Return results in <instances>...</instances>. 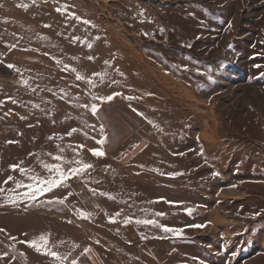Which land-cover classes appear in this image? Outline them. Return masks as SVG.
Wrapping results in <instances>:
<instances>
[{
  "label": "rangeland",
  "instance_id": "rangeland-1",
  "mask_svg": "<svg viewBox=\"0 0 264 264\" xmlns=\"http://www.w3.org/2000/svg\"><path fill=\"white\" fill-rule=\"evenodd\" d=\"M55 155L93 167L0 197V264H264V0H0V186Z\"/></svg>",
  "mask_w": 264,
  "mask_h": 264
},
{
  "label": "snow or ice",
  "instance_id": "snow-or-ice-1",
  "mask_svg": "<svg viewBox=\"0 0 264 264\" xmlns=\"http://www.w3.org/2000/svg\"><path fill=\"white\" fill-rule=\"evenodd\" d=\"M26 7V5L24 6ZM60 11V9H57ZM75 19L79 20L80 17H75ZM84 24L90 23L87 20L83 21ZM9 67H12L9 65ZM257 67H260L257 65ZM74 71V69H73ZM77 79H83L79 74L77 75ZM91 83V81H89ZM108 101L112 100L113 97L109 96L106 98ZM132 99V97H129ZM92 112L95 114L97 112V107L95 105L92 106ZM76 130L73 129V132ZM50 139H54L50 137ZM106 137L97 141V143L103 146L106 142ZM59 147V146H57ZM79 147H83L82 145ZM60 151L63 152L64 149L60 148ZM92 154L96 157L105 156V152L102 150H91ZM53 160L57 161V163H46L44 161H40L41 167L46 171V176H41L39 173H36L31 168L22 167L20 164H14L11 166L12 172H19L20 176L23 179H16L14 176H8V178L4 181V184L12 183L13 186L11 188H5L0 186V197H3L6 204L17 206L20 202L23 201H35L39 197L46 195L47 193H51L59 188L68 187V181L74 177L83 176L89 169L93 167L92 164L86 163L81 159L74 160H66L62 155H55L52 157ZM72 165L71 167L65 169L64 165ZM104 195V193H101ZM112 198V197H110ZM114 199V198H112ZM59 203H64L63 200L58 201ZM189 214H191V210H188ZM80 216L82 218H89L90 214L81 211ZM155 216H163L164 213H154ZM110 222H115V220H111ZM131 220L126 221V223H130ZM137 224L144 225H152L155 227H160L164 232H171L175 235H182L181 229H174L164 225L158 224L156 220L152 219H144V220H136ZM196 227H202L201 225H196ZM4 231L0 229V232ZM13 241H17L16 237H11ZM20 244H24L29 248L34 249L36 252H39L43 255L49 256L53 258L57 264H65L66 257H62L59 253L52 250L50 246V238L49 235L41 234L38 237H34L31 240H19L17 241ZM72 264H77L76 261H73Z\"/></svg>",
  "mask_w": 264,
  "mask_h": 264
}]
</instances>
